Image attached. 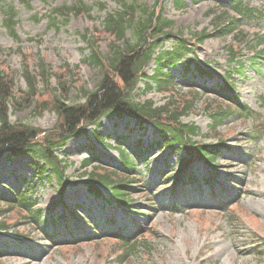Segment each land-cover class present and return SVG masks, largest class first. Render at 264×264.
Returning <instances> with one entry per match:
<instances>
[{
    "label": "rangeland",
    "instance_id": "rangeland-1",
    "mask_svg": "<svg viewBox=\"0 0 264 264\" xmlns=\"http://www.w3.org/2000/svg\"><path fill=\"white\" fill-rule=\"evenodd\" d=\"M9 1L18 14L17 40L6 32L0 21V72L11 80L15 96L26 90L25 69L38 73L41 62L50 79L46 84L38 82L37 104L51 99L54 94L66 97L69 103L82 101V90H93L101 77L98 68L86 61L90 51L83 37L96 45L101 58L106 57L113 37L104 32L103 18L107 13L117 11L119 6L112 0H33L26 8L16 0ZM156 1L138 0L147 6ZM158 1L165 16L174 21L183 37L194 46L196 63H205L223 76L229 56L227 48L230 46L236 50L237 44L231 35L213 37L212 19L216 15H231L228 3L225 0H196V3L184 0L186 7L175 9L172 0ZM243 1L257 8L264 17V0ZM78 2L87 7L104 3L105 10L92 7L88 13L69 16L68 22L58 29L48 27L49 12L54 7ZM240 30L243 35H248L247 41L238 46L246 59L240 75L233 76L239 100L253 110L250 119L244 121L235 116L211 131L206 106L214 100L200 88L218 81L214 79L202 85L203 81L198 78L174 74L173 93L180 96L179 99L195 98L197 93L193 110L181 118L183 123H193L199 128V135L193 140L215 143L221 139L229 147L216 160L214 179L205 177L209 172L204 165L192 163L193 175L204 178L203 188H183L175 194L170 193L163 172L176 169L177 155L168 153L160 145V138L153 128L139 127L128 117L107 116L97 127H87L86 136L69 140L66 147L57 152L59 158L68 164L65 174L77 181L65 191L64 207L51 208L57 197L54 182H33L36 184L33 198L36 207L43 210L42 219L47 220L48 230H52L56 220L58 235L52 242L57 245L48 242L33 228L23 226V221L17 220L18 213L10 214L6 216L9 224L13 225L17 220L19 227L15 230L23 239H17L12 228L0 234V264H264V259L254 251L255 247L264 246V130L259 131L263 129L260 123L264 122V59L257 65H250L248 60L252 56L248 47L254 35L262 36L264 40V18L258 24L244 22ZM202 32L209 37L198 43L196 36ZM152 68L153 65L149 64L145 69L147 75H151ZM62 80L65 86L61 91L58 82ZM132 99L149 100L155 106H161L168 100V94L146 91L143 82H139ZM26 105L23 103L24 108ZM34 108L32 104L17 111L10 103V122L51 130L57 122L55 113L46 110L35 115ZM257 119L259 124L255 123ZM94 132L101 136L102 142L95 141ZM254 136L259 139L254 141ZM87 142L94 146L92 153L110 165H118V153L114 147L127 148L134 153L139 162L136 169L141 173V181L155 197L156 204L152 206L137 187L130 197L132 210L125 213L105 202L93 200L80 184L83 180L80 177L83 172L81 164L90 154V148L85 147ZM31 163L28 157L2 156L0 193L8 194L19 186L22 188V180L32 176ZM206 186L211 187L210 191L217 189L216 195H210ZM172 205L175 206L172 208ZM63 213H73V216L65 220L61 216ZM91 223L97 225L95 232L99 235L91 234ZM135 226L148 230L137 238L138 253L122 263V244L110 233L120 229L121 234L131 239ZM66 228L72 231L70 244L64 241Z\"/></svg>",
    "mask_w": 264,
    "mask_h": 264
},
{
    "label": "trees",
    "instance_id": "trees-1",
    "mask_svg": "<svg viewBox=\"0 0 264 264\" xmlns=\"http://www.w3.org/2000/svg\"><path fill=\"white\" fill-rule=\"evenodd\" d=\"M21 5L29 8L32 0H17ZM119 9L113 13L105 14L103 18V30L113 41L109 45L108 55L99 56L97 47L92 41L85 39L89 46L87 62L97 67L100 72V80L91 91L82 90L80 102L69 103L66 97L51 96L37 104V85L47 83L50 75L45 71L43 64L38 65V73L25 72L26 90L19 91L17 97L12 91V82L3 72H0V158L5 154L7 158L26 156L32 160V176L22 180L23 188L14 193H0V234L8 232L12 228L13 234L22 237L16 228V221H23V226L31 227L47 239L57 236L56 220L52 224V231L47 229V220L42 219L43 210L36 207L33 198L36 184L54 182L57 197L51 208L64 207L63 195L66 189L77 184L65 174L68 164L58 157L68 140L86 134V127L95 126L101 118L113 115L116 117H128L136 121L142 127L152 126L160 136V144L168 153L178 156V171L168 174L171 184L170 193L179 191L183 185L198 184L197 178L189 171L190 164L194 161L203 163L207 168L214 169L216 160L222 154L223 143H204L194 141L199 135V128L193 123H183L182 117H187L194 108L195 98L179 99L173 93L175 88L174 74L180 77H196L204 81L213 78L217 74L207 64H197L193 54V46L183 37V32L175 27V23L165 17L158 0L151 6H147L138 0H112ZM196 2V0H191ZM175 9L186 7L184 0H172ZM99 11L105 10L104 3L94 6ZM91 6L78 2L77 4H62L54 7L49 12L48 27L58 29L68 22L69 16H78L88 13ZM228 9L239 16H214L213 37L231 35L238 46L246 42L247 35L239 30L242 21L252 19L254 10L244 5L241 0H228ZM1 25L14 39L17 36L14 28L17 25V12L9 3V0H0ZM209 34L202 32L196 36V41L202 43ZM263 38L255 35L248 49L253 56L251 64L257 65L261 55H264ZM262 48L259 49V47ZM228 47V63L225 76L221 85L212 86L202 90L213 97L211 105H207L206 114L210 119V130L215 131L224 121L232 117L247 118L251 115L248 107L240 103L233 95V83L231 75L241 73L244 65L240 61V50ZM152 62L154 68L151 75H146L145 68ZM234 66L235 68H230ZM175 73H172V72ZM39 80V81H38ZM143 82L144 89L156 90L159 93L168 94V100L161 106H155L151 101H134L133 92L139 82ZM192 85V84H190ZM59 90H63L65 81L58 82ZM20 97V98H19ZM40 98V97H39ZM177 98V100H175ZM18 99H20L18 101ZM35 105L34 114L50 110L57 117L56 125L51 130H40L30 124H14L9 120L10 103L16 110L25 109ZM17 107H20L18 109ZM262 131V130H259ZM96 140L101 142L97 133H93ZM258 139V137H253ZM223 140L220 139L219 142ZM82 161L83 180L80 184L85 187L87 193L97 201L105 202L110 206L127 211L131 209V196L135 193V187L139 193L147 195L151 205H155V197L146 192L145 184L137 177L141 173L136 171L134 154L127 153L125 149L117 148L119 164L110 165L102 163L96 154L92 153ZM98 163L99 165H94ZM91 168V171L88 170ZM164 173V172H163ZM85 178V179H84ZM110 192V198H104L101 190ZM148 202V203H149ZM18 213L15 223L9 224L8 215ZM22 215L20 216V214ZM60 216V215H59ZM65 220L73 213H63ZM21 217V218H20ZM146 231V230H145ZM144 231L140 230L139 234ZM113 238L121 242L124 252L121 262L138 253V236L135 240L128 241L119 232L112 233ZM66 239V238H65ZM89 240V239H88ZM69 242V241H67ZM70 244V243H65ZM255 255L264 259V246L254 248ZM119 259V257H118ZM120 261V260H119Z\"/></svg>",
    "mask_w": 264,
    "mask_h": 264
}]
</instances>
